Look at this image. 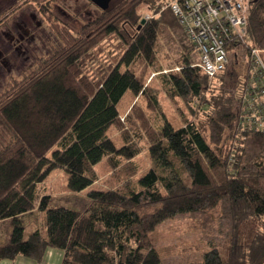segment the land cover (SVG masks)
I'll return each mask as SVG.
<instances>
[{"label": "trees", "instance_id": "trees-1", "mask_svg": "<svg viewBox=\"0 0 264 264\" xmlns=\"http://www.w3.org/2000/svg\"><path fill=\"white\" fill-rule=\"evenodd\" d=\"M24 1L37 6L61 47L0 94L8 137L0 146V222L11 227L0 262L40 264L53 249L60 264H163L151 234L189 217L204 247L192 264H264V58L255 65L251 56L264 51V0L250 1L245 35L225 44L227 58L231 50L246 56L244 82L228 75V64L214 78L197 67L174 0H112L78 29L53 15L51 0ZM127 93L147 114L136 103L122 122L118 105ZM161 95L176 106L178 127L163 114ZM251 112L259 125L249 126ZM144 151L150 167L138 176L133 160ZM103 160L116 180L128 181L92 189ZM55 169L70 192L87 190L85 209L50 204L45 180ZM34 211L39 226L25 239L22 219Z\"/></svg>", "mask_w": 264, "mask_h": 264}, {"label": "rangeland", "instance_id": "rangeland-1", "mask_svg": "<svg viewBox=\"0 0 264 264\" xmlns=\"http://www.w3.org/2000/svg\"><path fill=\"white\" fill-rule=\"evenodd\" d=\"M54 3L59 10L71 18L67 24L74 29H78L81 25L97 18L100 14V10L87 0H55ZM14 8L19 9L14 15L12 14L5 26L0 27V94L9 79L19 80L24 74L32 70L35 58H48L51 55L52 49H60L61 47L59 41L49 30L46 21L44 22L39 17L37 6L32 2L26 4L24 0H0V18ZM148 18L145 15L143 20L145 21ZM19 26L23 30H20ZM10 37L14 38L13 43L10 42ZM246 42H249L248 39H246ZM241 52V50H231L228 52L229 63L227 72L228 75L231 72L237 74L240 76L241 81L244 82L247 62L244 60L246 56L242 57ZM258 53L264 58V51H258ZM234 54H238L237 62H234L236 59ZM153 76L154 74L151 75L150 79ZM159 101L167 120L173 126L178 127L181 124V120L174 103L164 95L160 96ZM136 103L147 114L144 104L138 102V98H134V96L127 93L118 105L120 120L122 122H124L130 109ZM177 104L182 110L184 109L182 102L178 101ZM183 111L187 113V110L184 109ZM109 137L117 147L121 146L119 133L116 130L111 129ZM7 141V134L0 126V146L5 145ZM133 162L138 168V176L150 167V160L145 151L136 157ZM95 172L97 181L91 187L92 189H115L128 181L125 177H120L116 180L113 177L107 160L101 161L95 167ZM138 176L133 177L132 181H136L139 178ZM66 179L67 176L63 170L55 169L45 180V188L50 194V204L52 206H62L71 210L82 211L89 204L86 197L87 190L80 193L70 192L67 189ZM22 220L24 238L26 239L38 229L39 218L37 211L25 215ZM190 221L191 218L189 217H178L167 220L160 224L151 234L152 246L159 252L163 264H192L202 260L204 247L201 242V232L191 226ZM9 225V221L0 222V240L2 242L6 240Z\"/></svg>", "mask_w": 264, "mask_h": 264}, {"label": "built area", "instance_id": "built-area-1", "mask_svg": "<svg viewBox=\"0 0 264 264\" xmlns=\"http://www.w3.org/2000/svg\"><path fill=\"white\" fill-rule=\"evenodd\" d=\"M251 0L172 1L170 9L199 55L197 67L209 78L224 71L228 64L226 40L242 38L246 32ZM258 51H251L253 63L261 65Z\"/></svg>", "mask_w": 264, "mask_h": 264}, {"label": "crops", "instance_id": "crops-1", "mask_svg": "<svg viewBox=\"0 0 264 264\" xmlns=\"http://www.w3.org/2000/svg\"><path fill=\"white\" fill-rule=\"evenodd\" d=\"M262 59H263V57H262ZM263 103H264V101H263ZM250 109H252V108H250ZM263 113H264V111H263ZM250 116H251V120L249 121V124H250L249 126L259 125V122H258L260 119L259 115L255 114L254 112H251ZM32 213H30V214H32ZM10 232H11V227H9V229H8L6 240L4 242H2V240H0V246L8 243L9 238H10ZM61 259H62V253L60 251L53 250V249H47L45 254H44V258H43L41 264H60ZM0 264H38V263H36L32 260L26 259L24 257H17L13 261H1Z\"/></svg>", "mask_w": 264, "mask_h": 264}, {"label": "flooded vegetation", "instance_id": "flooded-vegetation-1", "mask_svg": "<svg viewBox=\"0 0 264 264\" xmlns=\"http://www.w3.org/2000/svg\"><path fill=\"white\" fill-rule=\"evenodd\" d=\"M54 1L55 0H51L50 2V9H51V11H52V13H53V15L58 19V20H60L61 22H63V23H68V22H70V19L71 18H69L65 13H63L61 10H59V8L58 7H56L54 4ZM90 4H92L89 0H87ZM92 5H94V4H92ZM95 6V5H94ZM96 7V6H95ZM58 8V9H57ZM97 8V7H96ZM100 10V9H99ZM38 15H39V17L45 22V19L43 18V16L40 14V13H38ZM72 21H73V19H72ZM88 22H90V20L88 21ZM88 22H86V23H88ZM8 23V22H7ZM6 23V24H7ZM86 23H84V24H86ZM5 24V25H6ZM4 25V26H5ZM69 27H70V25H68ZM82 26V25H81ZM80 26V27H81ZM3 27V26H2ZM19 29L20 30H23V28L21 27V26H19ZM50 30V29H49ZM20 35V34H19ZM13 40H14V38L13 37H10V42L11 43H13ZM36 59V58H35ZM34 59V60H35ZM33 63H34V61H33Z\"/></svg>", "mask_w": 264, "mask_h": 264}, {"label": "water", "instance_id": "water-1", "mask_svg": "<svg viewBox=\"0 0 264 264\" xmlns=\"http://www.w3.org/2000/svg\"><path fill=\"white\" fill-rule=\"evenodd\" d=\"M92 4H94L98 9L104 11L107 10L109 4L112 0H89ZM257 1V0H254ZM141 24H144V20H142Z\"/></svg>", "mask_w": 264, "mask_h": 264}]
</instances>
